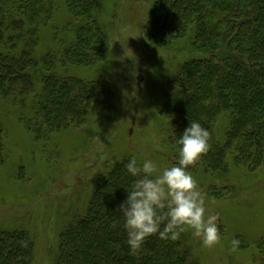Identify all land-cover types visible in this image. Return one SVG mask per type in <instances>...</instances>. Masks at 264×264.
Segmentation results:
<instances>
[{
  "label": "trees",
  "instance_id": "trees-1",
  "mask_svg": "<svg viewBox=\"0 0 264 264\" xmlns=\"http://www.w3.org/2000/svg\"><path fill=\"white\" fill-rule=\"evenodd\" d=\"M48 1L0 0V146L7 140V116L42 140L47 133L39 127L53 135L81 125L90 107L106 106L113 97L104 83L43 77L55 63L93 66L107 46L98 21L101 1L67 0V30L74 40L63 42L57 38L60 30L55 31L51 51L37 55L42 28L54 27L48 18L54 6ZM146 25L156 47L189 38L197 52L205 53L179 64L167 83L162 114L174 118L175 146L189 120L210 130L224 115L231 119L226 142L210 130V148L201 156L205 169L225 173L227 160L246 167L264 162V0H152ZM40 82L45 84L42 89L37 87ZM130 159L113 162L93 185L85 186L92 191L90 202L79 204L86 210L75 211L61 230L57 264H188L184 233L175 242L152 236L135 256L129 254L116 210L134 179L125 168ZM257 246L264 260L263 238ZM33 254L28 230L0 229V264H32Z\"/></svg>",
  "mask_w": 264,
  "mask_h": 264
},
{
  "label": "rangeland",
  "instance_id": "rangeland-1",
  "mask_svg": "<svg viewBox=\"0 0 264 264\" xmlns=\"http://www.w3.org/2000/svg\"><path fill=\"white\" fill-rule=\"evenodd\" d=\"M100 1L98 21L107 34L101 59L90 67L55 63L43 77L104 83L113 93L109 104L90 107L81 125L66 131L52 135L39 127L47 133L42 140L34 139L13 115L5 118L7 140L0 146V229L19 227L30 232L32 264H57L61 230L70 224L75 211L86 210L79 204L90 202L92 191L85 186L93 185L113 162L135 156L138 162L153 160L158 169L177 163V147L171 138L174 118L162 114L167 83L179 64L205 55L194 49L189 38L166 48L151 44L146 23L152 0ZM48 2L54 6L48 18L56 30L42 28L40 56L51 51L55 31L60 30L57 38L63 42L74 40L67 30L71 22L67 0ZM65 27L67 32L62 33ZM44 85L40 82L37 87ZM230 124L231 119L221 115L210 130L225 143ZM227 163L225 173L207 171L202 158L191 169L206 207L219 214L221 239L205 248L191 230L186 231L188 264H264L257 246L264 239V162L251 167ZM232 238L240 241L235 251L228 243Z\"/></svg>",
  "mask_w": 264,
  "mask_h": 264
},
{
  "label": "clouds",
  "instance_id": "clouds-1",
  "mask_svg": "<svg viewBox=\"0 0 264 264\" xmlns=\"http://www.w3.org/2000/svg\"><path fill=\"white\" fill-rule=\"evenodd\" d=\"M189 121L176 140V164L158 169L153 160L138 162L135 156L125 164L127 174L134 179L116 213L130 255L135 256L152 236L175 242L191 230L205 248L214 247L221 239L219 214L206 207L205 196L188 170L209 150L211 132L199 121ZM111 226L116 228L117 223ZM228 243L235 251L240 241L232 238Z\"/></svg>",
  "mask_w": 264,
  "mask_h": 264
}]
</instances>
